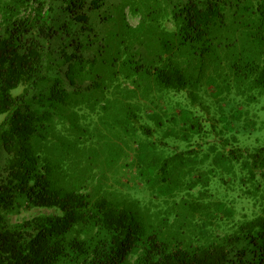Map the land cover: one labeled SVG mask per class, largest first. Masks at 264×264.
I'll list each match as a JSON object with an SVG mask.
<instances>
[{
  "label": "trees",
  "instance_id": "16d2710c",
  "mask_svg": "<svg viewBox=\"0 0 264 264\" xmlns=\"http://www.w3.org/2000/svg\"><path fill=\"white\" fill-rule=\"evenodd\" d=\"M97 2L18 18V0L0 22V264H264V142L239 145L241 103L264 95V0H188L154 57L127 21L102 37ZM210 83L237 90L230 109ZM81 122L112 135L103 164L56 141ZM118 165L158 192L148 206ZM33 209L57 214L11 222Z\"/></svg>",
  "mask_w": 264,
  "mask_h": 264
},
{
  "label": "rangeland",
  "instance_id": "374dc122",
  "mask_svg": "<svg viewBox=\"0 0 264 264\" xmlns=\"http://www.w3.org/2000/svg\"><path fill=\"white\" fill-rule=\"evenodd\" d=\"M17 1L18 0H0V22L3 21L8 10H11L12 6ZM22 1L25 4L30 5L26 7V9L13 11L18 18H24L29 15L33 17L38 5H42L44 10L48 9L49 0H21V2ZM89 1L91 2L92 0ZM187 1L188 0H98V5H96L93 10L92 24L100 32L102 37L117 40L120 38L119 32H122L125 29V21H127L129 25L136 29V32L139 35L144 36L145 40L149 43V48L147 47L146 49H150L152 53L151 56L154 57V54L160 47V39L165 36V33L170 34L165 37L174 39L173 33L177 28L172 18L174 8L185 4ZM209 88L214 90V96L210 97V99L207 98L209 101L214 102L218 100L223 104L224 109L228 110L231 108V96H237V90L235 88H233L232 94H229L228 92L225 94L220 93L215 83H210L205 87L207 90H209ZM21 92L22 88L15 91L14 94L18 95ZM181 98L183 100L184 96H179V99ZM239 98L244 99L243 97H238L237 101H239ZM256 98V101H250L247 106L245 100L241 103L242 109L245 110V107H247L246 110H248V115L242 117L240 122V124L246 126L239 135V145L242 148L254 149L255 147L262 145L264 142V95L257 97L256 94ZM238 103L240 102H237V104ZM215 109L217 110V108L212 109V114L208 117L212 123H214L212 119ZM217 112L219 113L216 114L217 119L223 118L224 111L217 110ZM3 119L4 117H0V123ZM215 122H217V120H215ZM99 126L105 132L102 137H95L94 129L97 125H89L81 122V128L77 133L69 134L66 139L62 137L56 141H59V144L68 142V147L71 148L72 141H77L80 138V140H78L80 153L77 157L86 159L89 155L91 156V154H94L92 153L93 148H96L97 150L101 149L104 154L94 155L93 161L96 160L95 162L97 163L95 164H103L105 157L109 156L108 145L109 148H111L110 146L113 145L114 140L112 135H109L108 130L104 129L101 125ZM96 143L97 145H94ZM58 145L55 147H60ZM55 150L58 152L59 148ZM75 153V149H71L69 156L75 157ZM165 156V154H160L159 158L162 159ZM121 163H123V161ZM114 169L120 170L116 176L120 175L123 178V181L126 183L123 193L130 195L131 199L140 200L148 206L151 194H158L157 191H151L149 186L146 187L148 190H146L145 187H142V182L133 175V170H123L120 165L114 167ZM107 177L108 179H111L112 177L109 170H107ZM109 184H111V182ZM219 192H221L222 195H225L223 189ZM159 201H161V199H159ZM54 214H57V212L51 209L22 210L18 214L11 215L10 220L12 223L16 224L39 215Z\"/></svg>",
  "mask_w": 264,
  "mask_h": 264
}]
</instances>
